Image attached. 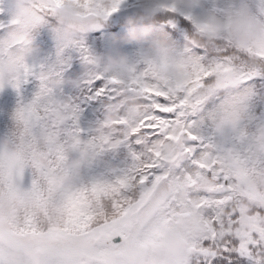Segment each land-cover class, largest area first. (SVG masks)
Listing matches in <instances>:
<instances>
[{
  "label": "trees",
  "instance_id": "16d2710c",
  "mask_svg": "<svg viewBox=\"0 0 264 264\" xmlns=\"http://www.w3.org/2000/svg\"><path fill=\"white\" fill-rule=\"evenodd\" d=\"M119 1L123 9L136 3ZM174 7L193 20L196 31L215 38L230 29L253 31L256 24H263L252 12L263 15L264 0H176ZM42 20L41 11L26 2L9 5L0 0V100L14 96L33 123L43 128L65 120L71 123L70 161L75 156L87 165L84 174L92 194L130 188L126 156L108 157L113 180L91 165L101 148L133 150L136 143L147 141L152 169L139 178L167 175L171 187L167 199L140 226L136 238L141 244L160 242L166 227L187 246L206 238L217 242L218 236L231 239L237 223L233 191H206L204 186L213 187L206 181L221 175L223 155L253 171L264 167L260 80L161 22L102 28L83 45L73 33L39 29ZM253 49L264 57L262 41L255 40ZM226 74L236 83L186 115L194 93L209 78ZM185 151L190 158L183 162L180 156ZM161 260L162 256H146L148 264ZM30 261L0 242V264ZM82 261L100 264L84 257ZM45 264L68 263L53 258Z\"/></svg>",
  "mask_w": 264,
  "mask_h": 264
},
{
  "label": "rangeland",
  "instance_id": "374dc122",
  "mask_svg": "<svg viewBox=\"0 0 264 264\" xmlns=\"http://www.w3.org/2000/svg\"><path fill=\"white\" fill-rule=\"evenodd\" d=\"M2 1L9 5L26 2L42 13L39 29L73 33L83 45L102 28L136 21L161 22L260 80L264 91V57L253 49L255 40L264 43V14L252 12L263 21L253 31L230 29L215 38L196 31L193 20L176 11V0H136L124 9L119 0ZM232 83L236 81L230 74L209 78L194 93L186 115ZM71 130L66 120L40 127L14 96L0 100V242L25 254L30 264H45L53 258L86 264L83 255L95 257L99 251L103 252L100 264H126L113 256V250L136 254L137 264H148L149 253L162 256L160 264H168L163 255L169 247L176 251L169 264H264V167L253 171L223 155L221 175L206 181L213 184L205 185L206 191L232 190L235 195L237 223L231 239L218 236L217 242L206 238L196 246H187L166 227L160 242L144 245L136 238L138 230L167 199L171 187L167 175L139 178L140 173L152 169L147 141L136 143L133 150L101 148L91 165L113 180L108 157L126 156L130 188L92 194L84 174L87 165L75 156L70 161L73 155L67 135ZM187 158L180 156L183 162ZM228 182L233 183L232 188ZM116 235L122 236L118 245L104 244L105 238Z\"/></svg>",
  "mask_w": 264,
  "mask_h": 264
},
{
  "label": "water",
  "instance_id": "95a60500",
  "mask_svg": "<svg viewBox=\"0 0 264 264\" xmlns=\"http://www.w3.org/2000/svg\"><path fill=\"white\" fill-rule=\"evenodd\" d=\"M101 58H99V64H101ZM122 241V238L119 235H116L111 238L105 239V244H114L117 245ZM113 256L115 258H121L124 260L126 264H137V255L136 254H128L124 253L120 250H114L112 252ZM102 255V252L97 253V257L94 259H99V257ZM176 256V251L173 248H167L164 253V257L167 261H171Z\"/></svg>",
  "mask_w": 264,
  "mask_h": 264
}]
</instances>
